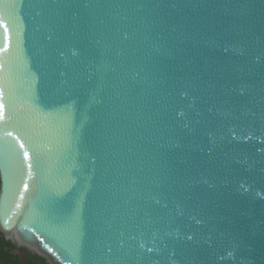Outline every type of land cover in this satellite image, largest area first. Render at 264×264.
Listing matches in <instances>:
<instances>
[{
    "label": "water",
    "instance_id": "95a60500",
    "mask_svg": "<svg viewBox=\"0 0 264 264\" xmlns=\"http://www.w3.org/2000/svg\"><path fill=\"white\" fill-rule=\"evenodd\" d=\"M0 24L13 253L264 264V0H0Z\"/></svg>",
    "mask_w": 264,
    "mask_h": 264
},
{
    "label": "trees",
    "instance_id": "16d2710c",
    "mask_svg": "<svg viewBox=\"0 0 264 264\" xmlns=\"http://www.w3.org/2000/svg\"><path fill=\"white\" fill-rule=\"evenodd\" d=\"M8 245L7 242L0 239V264H47L43 259L36 256L28 255L26 259L21 260L17 255H13L6 251L4 247Z\"/></svg>",
    "mask_w": 264,
    "mask_h": 264
},
{
    "label": "flooded vegetation",
    "instance_id": "af4514ba",
    "mask_svg": "<svg viewBox=\"0 0 264 264\" xmlns=\"http://www.w3.org/2000/svg\"><path fill=\"white\" fill-rule=\"evenodd\" d=\"M1 238H3L1 235H0V239ZM3 240L5 241V242H7L8 243V245L6 246V247H4V249L6 250V251H9L10 253H12L13 255H17L21 260H24V259H26L27 258V256L28 255H32V254H30L29 252H27L25 249H23V248H20V253L19 254H15V253H13V250H14V247L11 245V243L9 242V241H6L4 238H3ZM32 256H35V255H32ZM39 258V257H38Z\"/></svg>",
    "mask_w": 264,
    "mask_h": 264
},
{
    "label": "snow or ice",
    "instance_id": "6c2138e0",
    "mask_svg": "<svg viewBox=\"0 0 264 264\" xmlns=\"http://www.w3.org/2000/svg\"><path fill=\"white\" fill-rule=\"evenodd\" d=\"M0 27H4L5 31H7L6 25L0 24ZM9 135H11V133H9ZM21 147H23V145H21ZM24 156H25V159H28V153L27 152L24 153ZM25 188H27V185H25Z\"/></svg>",
    "mask_w": 264,
    "mask_h": 264
}]
</instances>
